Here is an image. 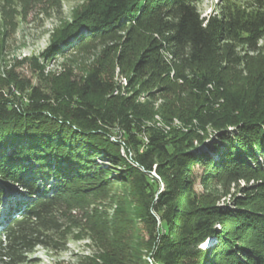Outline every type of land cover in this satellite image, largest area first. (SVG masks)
<instances>
[{
  "label": "trees",
  "instance_id": "trees-1",
  "mask_svg": "<svg viewBox=\"0 0 264 264\" xmlns=\"http://www.w3.org/2000/svg\"><path fill=\"white\" fill-rule=\"evenodd\" d=\"M195 1L88 0L58 36V42L74 38L80 45L113 40L111 49L130 74L127 91L101 66L80 82L45 74L41 64L35 69L38 84L14 66L0 74V203L11 202L7 182L19 194L9 221L0 224V264L24 263L62 229L61 212L74 196L98 194L115 182L131 185L141 218L152 225L151 264H264V217L245 207L193 201L186 186L197 164L209 180L238 170L264 174V68L259 64L249 85L228 74L236 58L231 43L255 45L262 38L264 0L255 2L254 11L247 6V14L224 9L209 16L201 15ZM146 91L149 98L140 100ZM159 95L165 102L156 109L151 99ZM159 112L184 120L189 132L199 126L201 144L212 128L222 144L208 147L219 160L194 152L195 138L182 134L179 151L169 153L166 135L148 125ZM115 131L128 138L115 142ZM136 131L149 133L154 150L138 152ZM132 142L135 156L123 155L121 148L129 150ZM159 154L166 189L154 201L144 171L153 169ZM181 199L189 208H181ZM208 237L216 241L203 249ZM129 257L122 253L108 264H128Z\"/></svg>",
  "mask_w": 264,
  "mask_h": 264
},
{
  "label": "rangeland",
  "instance_id": "rangeland-1",
  "mask_svg": "<svg viewBox=\"0 0 264 264\" xmlns=\"http://www.w3.org/2000/svg\"><path fill=\"white\" fill-rule=\"evenodd\" d=\"M255 2L257 0H199L195 4L202 16H209L224 9L233 13L245 11L244 14H247L250 9L254 11L258 8L253 7L257 5ZM87 3L88 0H0V74L14 66L22 77L31 78L38 84L39 77L35 69L41 64L45 74L57 77L64 75V78L80 82L91 69L101 66L110 75L114 73L122 91H127V78L130 74L125 68L121 69L117 55L111 49L113 40L89 38L82 45L74 38L58 42V36L74 23ZM250 5V9L247 8ZM254 47L258 50L253 51ZM231 51L236 58L230 66L229 76L249 85L256 79L253 77L260 68L259 64L264 68V32L255 45L231 43ZM167 58V63L173 68V59ZM195 90L192 89L193 92ZM148 94V91L144 92L140 100H147ZM151 102L156 109L161 108L165 98L159 95L152 98ZM148 125L163 131L169 153L179 151L178 139L182 134L186 139L195 138L197 148L194 152H206L211 158L219 160L218 154L208 147L211 144H222L212 128H209L206 135V143L201 144L196 139L199 134H204L200 127L193 126L194 131L189 132L188 129L192 126H186V122L178 117L168 120L163 117V112H159ZM136 132L138 152L151 148L154 150V146L150 145L149 133ZM122 138L128 137L115 131L112 140L116 142L123 140ZM184 141L181 140L180 145L186 148ZM134 146L132 142L130 149L123 147L121 153L135 156ZM11 150L12 147L8 146L7 151ZM259 160L264 165V159ZM160 163L159 154L155 156L153 169L144 171L148 174L149 192L154 201H158L160 194L166 189L165 179L158 171ZM165 165L162 164L160 169L163 170ZM236 174L226 176L223 180L217 177L209 180L206 169L200 164L194 165L187 175L189 198L204 203L209 201L222 208L245 207L251 209L253 214L264 217V174L249 175V172L243 170H238ZM7 184L9 188L6 187V190L11 202L5 198L0 203V224L9 221L14 201L19 198L12 184ZM247 185L253 186L252 190L255 192L245 193L242 189ZM138 198L127 182L112 183L104 191L92 196H74L72 205H66L64 212H61L59 222L62 229L52 233V239L48 243L37 245L25 256L26 261L22 264H108L109 260L122 253L130 256L128 264H151L154 235L151 233V223L141 218ZM180 202L183 204L182 209L189 208L190 204L185 199ZM156 218L159 232H165L161 218ZM217 227L220 228L219 224ZM210 238L201 243L203 249ZM215 241L212 240L211 245ZM251 246L255 247V244L252 243Z\"/></svg>",
  "mask_w": 264,
  "mask_h": 264
},
{
  "label": "water",
  "instance_id": "water-1",
  "mask_svg": "<svg viewBox=\"0 0 264 264\" xmlns=\"http://www.w3.org/2000/svg\"><path fill=\"white\" fill-rule=\"evenodd\" d=\"M212 240H213V239H212V238H210V240H209V242H208L207 244H208V245H210Z\"/></svg>",
  "mask_w": 264,
  "mask_h": 264
}]
</instances>
